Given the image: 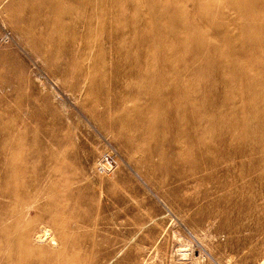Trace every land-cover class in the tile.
I'll list each match as a JSON object with an SVG mask.
<instances>
[{
    "label": "rangeland",
    "instance_id": "rangeland-1",
    "mask_svg": "<svg viewBox=\"0 0 264 264\" xmlns=\"http://www.w3.org/2000/svg\"><path fill=\"white\" fill-rule=\"evenodd\" d=\"M175 1L163 4L172 7ZM104 5L100 0H0V218L9 217L0 231L14 223V241L24 234L28 243L43 228L52 232L55 244L38 246L43 256L20 254L22 264H181L179 247L187 241L194 256L199 250L205 255L204 264H264L258 262L264 256L260 238L238 239L231 229L213 225L208 233L215 230L218 245L214 246L192 234L197 230L195 212L196 218L209 211L220 214L217 225L230 222L239 211L255 212L256 204L247 208L244 202L249 196L256 200L260 181L253 191L216 193L184 212L188 199L200 198L203 187L182 191L181 184L206 175L207 171L197 173L203 159L192 161L189 155H175L169 149L167 141L175 127L165 114L170 108L158 104L147 91L133 93L148 81L129 77L128 65L117 60L122 49L114 51L104 43L107 31H114L105 26L107 19H100ZM85 8L90 19L81 10ZM216 11L208 25L200 14L192 15L200 18L197 27L211 37L218 31L212 24L220 17ZM229 11L225 16L232 17L226 23H242ZM259 16L256 22H264V9ZM100 24L101 30H92ZM142 25L151 31L148 23ZM257 30L237 29L233 39L252 42L262 35L261 28ZM241 45V50L234 46L238 58L256 70L264 69V45ZM206 54L214 55L212 50ZM190 64L192 68L198 63ZM210 79L218 83L216 75L208 72L193 79L194 87L200 89ZM205 96L213 101L219 97ZM237 103L263 117L258 134L264 146L263 104L252 99ZM211 109L207 106L203 119ZM125 112L128 123L120 121ZM154 149L162 152L159 162ZM239 197L242 208L235 206ZM207 201L212 203L204 206ZM18 213L21 224L16 221ZM10 232L0 237V257L12 252L3 251ZM12 253L16 261L17 253Z\"/></svg>",
    "mask_w": 264,
    "mask_h": 264
},
{
    "label": "bare ground",
    "instance_id": "bare-ground-1",
    "mask_svg": "<svg viewBox=\"0 0 264 264\" xmlns=\"http://www.w3.org/2000/svg\"><path fill=\"white\" fill-rule=\"evenodd\" d=\"M100 1L105 3L100 19L103 21L107 19L109 24L105 22V26L108 29H114L113 32L107 31L104 43L109 47L108 49L114 51L122 49L117 60L128 65L129 70L126 71V74H129V77H141L148 81V85L139 87L133 93L147 91L154 96L158 104L170 108V111H166L165 114L169 116V121L172 119L175 127L170 130L171 138L167 141L169 149L175 155L181 153L189 155L192 161L197 158L203 159L204 166L197 173L207 171L206 175L195 176L190 182L186 181L181 184L182 191L183 189L188 191L203 187L200 198L188 199L184 212L186 213L191 208L193 209V206L205 201V197L216 193L238 195L240 191H253L256 181H260L256 200L255 196H249L244 202L247 208L256 204L255 212L250 210L240 213L239 211L238 215L230 222L221 221L218 225L216 219L221 216L220 214L209 211L204 218H196L198 213L195 212L193 219L197 230H192L194 237L199 240L208 239L211 244L217 246L215 230L208 233V230L215 225L216 229H231L239 237L238 239L246 238L248 241H253L260 238L261 242H264V212L262 211L264 209V176H262L264 173V146L261 144L258 134L259 126L263 125V117L261 114L257 117L253 112L244 110L237 103L238 100L242 103L246 99H252L264 106V69L256 70L242 57L238 58L240 55L234 51L237 48L241 50L243 48L241 44L264 45V22H256L260 17L259 12L264 9V0H225L223 3H220L221 0H176L172 7H166L165 3L163 4L164 0ZM214 9L217 10L216 12L221 18L217 17L215 23H212L218 28V31H214V35L211 37L204 33V28L197 27L200 18L194 19L192 15L200 14L201 21L203 20L208 25ZM81 10L84 14L88 13L90 19L91 13L87 11L88 8ZM229 10L244 22L236 24L232 21L233 25L231 22L226 23L225 20L229 21L232 17L225 16ZM247 19L250 20L247 21ZM236 20L238 21V19ZM142 22L148 23L151 31H147ZM90 27L91 21L89 20L87 28L91 29ZM241 28L250 31H258L257 29L261 28L262 35L249 43L233 39L238 34L237 29ZM99 29H102L101 24L94 25L92 30ZM208 29L210 30V28ZM196 37L200 41H192ZM185 50L191 54L186 56ZM211 50L214 55L207 56L206 52ZM196 61L197 66L191 68L190 63ZM208 72L216 75L218 83L210 79L203 82L200 89H196L193 79ZM207 93L219 97L214 101L212 98L205 99ZM170 97L171 99H168ZM210 105L212 109L207 112V119H203L202 115L206 117L205 109ZM190 112L195 114L192 115ZM128 116L127 112L123 113L120 121L128 123L130 121ZM216 122L223 125L216 127L214 126ZM118 123L115 121V124ZM162 147L165 149L166 144H163ZM152 153L157 156L159 162L162 152L157 154V150L154 149ZM228 162L230 164L226 165ZM175 178L181 180L180 177ZM211 203L212 201L209 203L207 201L203 205ZM242 205V199L239 197L235 206L242 208ZM24 212L23 210V214ZM8 218H0V227H3ZM19 219L20 217L16 218V221ZM9 226L5 232L0 231V237L11 231V238L8 237L3 251L11 249L12 252L17 253V259L15 261V254L9 252L5 257H0V264H22V257L21 261L19 260L20 254L43 256L44 253L38 246L44 243L52 247L55 244L52 232H48L44 228L38 236H34L33 242L30 241L37 247L30 246L24 234L22 237L20 236V241L18 239L14 241L12 237L14 223H9ZM248 231H251L249 235L244 237V234L240 235V233ZM17 233H19V228ZM173 236L179 238L177 234H173ZM180 242L185 243V240L180 239ZM189 243L187 241L185 245L182 244L179 247L182 252L179 253V256L183 259L181 264H204L205 255L199 250V256H194V247ZM199 244L205 245L206 243L200 241ZM42 249L46 250L45 247ZM122 249L123 247L118 249L113 256H116L117 253L119 255ZM262 252L264 254V244ZM263 259L264 256H261L258 262L264 261Z\"/></svg>",
    "mask_w": 264,
    "mask_h": 264
}]
</instances>
